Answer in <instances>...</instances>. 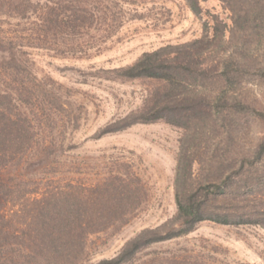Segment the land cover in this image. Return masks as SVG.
<instances>
[{
  "label": "rangeland",
  "instance_id": "1",
  "mask_svg": "<svg viewBox=\"0 0 264 264\" xmlns=\"http://www.w3.org/2000/svg\"><path fill=\"white\" fill-rule=\"evenodd\" d=\"M198 2L200 16L186 0H12L0 11V105L12 119L0 120V228L11 233L0 264H101L126 249L123 264H264L256 223L204 220L129 253L177 212L180 149L202 186L236 179L227 204L248 190L264 209V0ZM214 15L222 40H211ZM196 40L200 70L185 86L124 75L145 52Z\"/></svg>",
  "mask_w": 264,
  "mask_h": 264
},
{
  "label": "trees",
  "instance_id": "2",
  "mask_svg": "<svg viewBox=\"0 0 264 264\" xmlns=\"http://www.w3.org/2000/svg\"><path fill=\"white\" fill-rule=\"evenodd\" d=\"M189 8L197 16L201 15V7L198 0H186ZM12 0H0V11L5 8H13ZM17 9V7H15ZM213 36L211 40L223 37V27L225 25L213 16ZM46 19L45 21H47ZM223 24V25H222ZM198 41L175 46H165L150 52H145L136 62L126 68L124 75L130 78L151 77L163 81H176L178 84H185L189 79H196L198 75V63L195 59L196 47ZM171 53H174L172 56ZM181 77V78H179ZM185 86V85H184ZM6 94H0V99ZM8 96V95H7ZM6 97V96H5ZM210 117V114H207ZM188 118V115H185ZM0 120L12 121L7 115V109L0 105ZM191 120V119H190ZM0 131L4 132V125H0ZM1 137V136H0ZM1 146V145H0ZM1 151V149H0ZM259 157L264 154V139L259 144ZM0 156L1 153H0ZM192 157L186 149H180L174 178V195L177 212L173 219L164 225V228L158 231L150 232L151 237L143 242L135 241L129 253L132 254L138 250L140 244H146L155 241L167 240L177 236L187 234L201 221L210 220L223 224H261L264 226V209L249 206L248 190L241 196H238L235 204H227V195H232L234 190L232 185L236 182L230 174L224 177L215 175L207 180L206 185L202 186L193 173ZM243 172V171H242ZM220 174V173H219ZM240 176L239 180L247 175L237 171L234 173ZM220 178V179H216ZM232 191V192H231ZM238 194V193H235ZM234 195V194H233ZM243 201L244 203H240ZM246 201V202H245ZM7 214L0 208V223L7 222ZM64 225V224H63ZM168 225V226H167ZM4 224L0 228V239L4 234H11L8 229L5 230ZM67 229V227H66ZM7 232V233H6ZM67 232V231H66ZM68 235H72L67 232ZM16 235V234H15ZM127 249L120 255L110 260L102 261L101 264H123L127 259Z\"/></svg>",
  "mask_w": 264,
  "mask_h": 264
}]
</instances>
